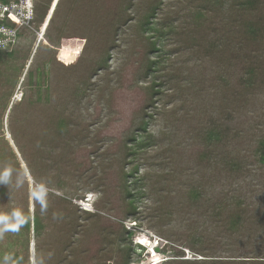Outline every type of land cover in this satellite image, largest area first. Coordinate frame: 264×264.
Instances as JSON below:
<instances>
[{
	"label": "rangeland",
	"instance_id": "1",
	"mask_svg": "<svg viewBox=\"0 0 264 264\" xmlns=\"http://www.w3.org/2000/svg\"><path fill=\"white\" fill-rule=\"evenodd\" d=\"M42 1L46 0H38V7ZM258 1L259 5L248 10L237 7L235 0H62L49 25L48 35L37 38L35 31H38L39 24L35 21V31L20 29L14 45L9 50H0V184H11L8 190L10 194L6 193L0 199L20 200L25 192L28 211L32 214L33 193L42 196L47 188L39 184L35 186L33 180L25 176L27 170L9 134V121L12 126L10 129L22 131V144L33 146V143L37 144L38 135L43 131L40 122L44 113L52 111V106L59 105L58 109L62 110L63 117L72 118L75 122L79 141L74 148L57 145L55 149H46L47 152L49 150L47 165L53 164L54 170L51 173L61 172L62 180L69 185L75 180L74 174L80 176L83 169L89 168L88 172L93 175L94 190L84 193L79 191L77 194L82 199L71 198V201L84 210L96 212L94 264H141L149 253L145 248L142 251L139 247L138 254L131 253L129 248H135L138 237L143 235L148 239L146 246H156V253L164 255L160 264L170 259H221L222 256H203L188 248L186 244L195 232H200L206 239V253L241 255L235 259H248L245 255H258L260 259H264V163L259 160L257 153L258 142L264 138V88L250 94L246 101H236L234 94V99L227 100V105L223 108L226 112L221 114L222 109L217 105L218 97L212 94L210 96L213 88L210 85L215 83H211L212 74L208 73L206 81H200L199 78L197 83L203 89L210 86V90L201 92L202 96L198 99L200 103L188 101L189 90L192 91V86L199 77L196 74L200 68L208 67L210 63V58L201 60L199 57L204 52L205 46L202 43L206 40L218 41V45L225 50L223 66L226 67L229 58V63L233 66L228 71L234 79L237 77V65L241 66V72L246 61L243 56L249 51L264 59L263 42L254 41L252 44L246 38L241 42L238 40L245 25L252 20L264 23V0ZM155 7L158 9L150 20L152 23L156 22V25L164 26L160 45L162 52L166 53V67L173 69L172 75L188 79L186 87L184 86L188 102L180 103L182 100L174 99L176 94L173 92L167 93L166 97L162 96L161 101L150 107L154 117L146 125L147 130L159 141L163 151L175 148L176 159L182 164L183 174L194 173L192 177L195 176L196 179L198 176H208L211 183L208 198L211 199L212 196V200H215L216 195L224 196L217 200L223 206L221 211L231 209L235 197L244 199L245 209L257 221L255 229L259 228L255 238L246 236L235 240L223 228L216 229L212 221L203 225L205 219L199 218V213L193 208L194 203L184 198V192L180 191L179 195L178 187L169 181L160 182L164 186H159L163 187V193L170 191L165 197L162 192L155 193L146 188L141 190L135 203L136 211L134 214L130 213L129 201L125 199L123 174L134 167L138 168L140 175L151 176L154 172L158 174L161 171L159 166L151 168L147 160V156H154L153 160H158L162 151L158 155L154 148L149 149L146 154L143 151L144 155L142 152L137 154L131 164L125 161L128 158L127 145L130 146L131 138L138 132L145 108L151 104L146 90L150 82L147 62L156 55L151 51L148 35L141 24L148 19V13ZM200 10L201 16L197 14ZM40 13L38 11V16ZM152 13L153 11L150 14ZM240 20L242 26L238 28ZM236 30L237 44L234 45ZM73 37L80 38L82 44L77 45ZM191 37L201 45L199 51L195 48L196 45H188ZM221 40L226 42V46ZM236 46L239 54L237 52L238 57L234 59L231 58L230 49L235 50ZM63 47L78 50L74 63L59 61L57 52ZM28 71L32 82L42 80L41 92L44 95L47 87L51 88L50 95L55 104L53 101L47 104L46 99L36 98L39 92L36 85L27 82ZM157 74L165 76L162 71ZM263 76L264 74L261 75ZM183 82L180 81L179 84L183 85ZM236 88L233 89L237 90ZM25 93L27 98L38 104L35 111L29 110V107L20 109L14 106ZM12 104L14 108L9 112ZM174 110L177 111L173 113ZM30 112L35 113L32 115ZM202 112L208 113L212 120L217 119L225 135L220 145L213 148L210 165L200 167L201 163L192 157L188 149V142L192 140L195 129L191 130L190 127L202 117ZM31 132L34 135H28ZM47 140L48 137L43 142L46 144L45 148L51 146V140ZM38 143H42V138ZM166 154L171 155L169 152ZM222 155L233 156V169H225ZM121 169L125 170L121 172ZM73 184L76 186V183ZM49 190L62 194L51 188ZM71 190L72 193L75 192V189ZM89 196L88 202L86 199ZM17 205L20 207L21 203ZM157 206L168 213L161 220L153 215ZM1 212L2 210L0 219ZM9 217L8 215L2 221L9 227L14 226V219ZM154 223L159 227H153ZM204 228L205 232L202 233ZM31 244L32 236L29 264H36L32 260ZM17 248L18 246L13 251ZM250 251L254 253H245ZM180 252L182 256H179ZM128 256L130 261L126 262Z\"/></svg>",
	"mask_w": 264,
	"mask_h": 264
},
{
	"label": "trees",
	"instance_id": "2",
	"mask_svg": "<svg viewBox=\"0 0 264 264\" xmlns=\"http://www.w3.org/2000/svg\"><path fill=\"white\" fill-rule=\"evenodd\" d=\"M235 1L237 7L242 9L248 8V10L260 4V1L258 0ZM61 2L62 0H46L45 2L42 1L41 5H39L40 7H38V0H34V21L37 24H40L47 16L43 35H48L49 25ZM156 9H158V7H155L152 10V14H150L152 11L148 13V19H145L141 24V28L148 35L147 37L152 47L151 51L156 55L152 59H148L147 62V71L150 75V82H148L146 90L150 95L149 99L151 104L145 108V113L142 117V123L139 124L138 132L131 138L130 146L127 145L128 158H126L125 161L126 163L131 164L135 160L133 157H136L137 154L142 152L144 155V152L146 154L149 149L154 148L158 151V155L162 151L158 160H153V158H155L154 156H147V160L150 162L149 166L151 168L159 166L161 171L158 174L154 172L151 176L140 175L138 168L134 167L123 174L125 199L129 201V209H131L130 213L134 214L136 211L135 203L136 199H139L140 197L139 192L141 190L146 188L155 193H163L164 186L160 182L164 180L169 181V183H174L176 188L178 187V194H181L179 193L180 191L184 192L182 193L185 195L184 198L188 199L192 204L194 203L193 208L199 213V218L201 219L203 217L205 219L203 225L212 221L211 223L215 225L216 229L223 228V231H225L227 235L235 237V240H238V237L246 236L249 238H255L258 234L259 228L255 229L257 221L255 220V217L248 214V211L245 209V200L235 197L233 207L225 212L221 211L223 206L217 200L224 196L216 195L215 200H212V196H210L211 199L208 198V195L211 193V183L209 182L210 179L208 176H198L196 179L195 176L192 177L194 173L188 172L187 174H183V167H181L182 164L178 163V160L176 159L175 148L171 147L163 151L161 148L162 145L159 144L157 139L151 136L146 125L149 123L150 119H153L154 117V113L151 111L150 107L155 106L161 101V97H166L169 92L175 93L176 96L174 99H177V101H179L178 99L182 100L179 101L180 103L188 101L200 103L198 99L202 96L201 92L203 90L209 91V87L213 86L210 96L212 94V96L216 95L218 97L217 105L222 109L220 111L221 114L222 112H226V110H223L227 105V100L232 101L234 99V94L236 101L238 99L240 101H246L245 99L250 94H253L259 88H264V76L261 77V75L264 74V59L262 60L261 55H254L252 51H249L246 56H243L246 58V61L245 65L242 66L241 72L239 71L241 66H239V64L237 65V77L234 79L232 73L228 71L233 66V64L229 63V58L226 67L223 66L225 50L218 45V41L213 42L212 40H206V42L202 43V45L205 46L204 52L200 53L199 57L201 60L210 58V63L208 67L200 68L199 72L196 74V76L199 77L196 78V83L192 86V91L189 90V100L187 101L188 96L184 90L188 79H181L177 75H172L174 73L173 69L166 67L168 66L165 58L166 53L162 52L160 45L161 39L164 36V26L156 25V22L152 23L150 20L154 18ZM38 11L41 12L39 15L40 17L38 16ZM201 13V10L197 12L199 16L202 15ZM233 22L236 23L237 20H233ZM237 25H239L238 28H241V20ZM237 33L238 30L234 32L235 41L237 40ZM263 34L264 23L262 21L253 22L252 20L250 24L245 25V29L242 31L238 40L241 42L246 38L252 44L254 41L264 43ZM234 38L233 42L234 45H236L237 41L235 43ZM73 41L77 45L82 44L80 38H74ZM222 44L226 46V42L222 41ZM188 45H196L195 48L198 49V51L201 48V45L198 44L193 37L190 38ZM229 45L230 47L232 45L230 41ZM196 49H194L195 53L197 51ZM230 51L231 58L238 57L239 51L237 46L235 50L230 49ZM77 52L78 50H73V48L70 50L63 47L62 50H58L57 58L59 61L64 60L66 63L68 61V64H72L74 63L75 54ZM161 71L165 76L157 74ZM208 73L212 74L210 80L211 83H215V85H210L203 89L197 82L199 78H201L200 81H206ZM213 75H215V77ZM27 76V82L37 86V91L39 93L36 98L46 99L47 104H51L52 101L54 103L55 100L50 95L51 88L47 87L46 94L44 95L41 92L42 80L38 79L32 82L30 71L27 72ZM180 81H184V84L180 85ZM233 81H236V83ZM233 88H236L237 90H234ZM23 95L24 97L20 99V102L14 106L20 109H27L29 107V110L35 111V107L38 105L36 101L33 102L30 98H27L26 93ZM14 106L13 104L11 105L9 112H12ZM58 108L59 105H54L51 108L52 111L47 110L44 113V117L41 118L40 122L43 131L38 135V142H40V138H42V143L37 142L36 145L33 143V146L28 147L22 144V140H20L23 137L22 131L10 129L12 126L9 121L10 137L17 148L18 154L27 173L30 175L35 186L39 184L46 187L48 190L45 189L42 196H36L35 193H33L31 215L29 214L30 211H28V200L25 192L20 200L7 198L2 201L0 199V211L2 210V217L0 219V225L2 227L0 229V264H29V245L31 236L33 240V261L36 264H94L95 262L96 212L94 210H84L71 201V198L82 199V196L77 194L79 191L80 193H84L94 190L93 183L95 180L93 175L88 172L90 171L89 168L83 169L80 171V176L74 174L75 180L69 185L62 180L61 175L63 174H61V172H57L56 174L51 173V170H54L53 164L47 165L49 150L47 152L46 149H55L57 148V145L74 148L79 141L75 122L72 118L69 119L63 117L61 113L62 110H59ZM180 109L181 108H178V110ZM176 111L177 110H174L173 113ZM30 113L33 115L35 112ZM37 113L38 112L36 111V114ZM201 116L202 117L198 118L196 124L194 123V126L190 127L191 130H193L194 127L195 129L193 130L194 136L192 137V140L188 142V147H190L188 149H190L192 157L198 159L201 163L200 167H203L210 165V161L213 160V156L211 155L213 148L220 145L225 132L221 130L220 123L217 119L212 120L210 115L205 112H202ZM28 135L34 134L31 132ZM47 137L49 139L47 142L51 140L50 144L52 147H44L46 144L43 142L46 141ZM165 152H169L171 155L169 156ZM257 153L259 160L264 163V138L260 139L258 142ZM221 159L225 165V169H233V156L222 155ZM179 167L181 168L179 169ZM124 170L125 169H121V172ZM164 174L165 176H163ZM20 175L23 177L21 173ZM73 183H76V186H74ZM160 185L163 187L160 188ZM10 188L11 184L9 183L0 184V197L6 196V193L10 194L8 191ZM50 188L61 192L62 194H55L49 190ZM24 189L26 188L24 187ZM71 189H75V192L72 193ZM169 192L170 191L163 193V197L169 194ZM155 202H157V200ZM17 203H21V206L19 207ZM153 212V215H155L157 220H161L162 217L164 218L168 215L167 211H164V209L159 206L155 207ZM8 215L14 219V226L9 227L6 222L2 221ZM133 221L136 222V219L133 218ZM157 225L158 224L156 223L152 224L153 227H159ZM161 225L162 224H160V226ZM124 231L129 234L131 233L127 229H124ZM201 232H205V228L201 230ZM176 241H179V238H176ZM204 241L206 242V239L203 234L195 232L186 245L193 252L200 253L203 256H222L221 259L205 258L200 261H197V259H170L166 261L164 260L163 264H264V259H260L261 257L258 255H245L248 259H235L241 255L233 253L222 255H216L215 252L206 253ZM16 246H18V248L13 251ZM135 246V248L133 246L129 248L131 253L138 254V247L141 248L142 251L144 249V247L139 244ZM180 253L181 255L179 256H182V252ZM245 253L254 252L250 251ZM6 258H8L7 261ZM128 261H130V256H128L126 262Z\"/></svg>",
	"mask_w": 264,
	"mask_h": 264
},
{
	"label": "built area",
	"instance_id": "3",
	"mask_svg": "<svg viewBox=\"0 0 264 264\" xmlns=\"http://www.w3.org/2000/svg\"><path fill=\"white\" fill-rule=\"evenodd\" d=\"M45 20L39 24L36 32L33 28L34 0H0V50H9L12 47L22 28L35 31L37 38H41L46 25ZM146 240L148 241V239ZM143 242L145 243V240ZM143 242L137 240L139 245H146ZM158 254L164 257L162 253Z\"/></svg>",
	"mask_w": 264,
	"mask_h": 264
},
{
	"label": "bare ground",
	"instance_id": "4",
	"mask_svg": "<svg viewBox=\"0 0 264 264\" xmlns=\"http://www.w3.org/2000/svg\"><path fill=\"white\" fill-rule=\"evenodd\" d=\"M16 98V97H15ZM17 99H19V98H17ZM92 196V195H91ZM93 198V197H92ZM87 201L88 200H90V196L89 197H87V199H86ZM89 202V201H88ZM147 238H146V236H139L138 237V240L139 241H143V240H145V243L146 242H148L147 240H146ZM150 246V251H149V254L147 255L148 257H147V259L144 261V262H142L141 264H160V262L163 260V257L160 255V254H158V253H156V251L154 250V248H153V246L152 245H149Z\"/></svg>",
	"mask_w": 264,
	"mask_h": 264
},
{
	"label": "water",
	"instance_id": "5",
	"mask_svg": "<svg viewBox=\"0 0 264 264\" xmlns=\"http://www.w3.org/2000/svg\"><path fill=\"white\" fill-rule=\"evenodd\" d=\"M25 172H26V176L29 178V180L32 181V179H31L30 175L27 173V171H25ZM31 245H33V244H31ZM154 250L157 251L158 248H157V247H154ZM31 254H32V253H31ZM32 260H33V257H32Z\"/></svg>",
	"mask_w": 264,
	"mask_h": 264
},
{
	"label": "clouds",
	"instance_id": "6",
	"mask_svg": "<svg viewBox=\"0 0 264 264\" xmlns=\"http://www.w3.org/2000/svg\"><path fill=\"white\" fill-rule=\"evenodd\" d=\"M81 204H83V203H81ZM83 205H84V204H83ZM141 246L144 247V248L146 249L147 254H148L149 251H150V250H149V249H150L149 246H146V245H141ZM7 259H8V258H6V261H7Z\"/></svg>",
	"mask_w": 264,
	"mask_h": 264
}]
</instances>
